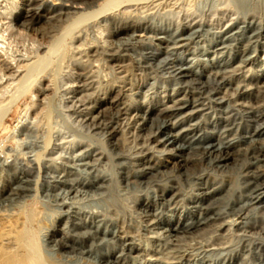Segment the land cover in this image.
Segmentation results:
<instances>
[{
    "label": "rangeland",
    "instance_id": "374dc122",
    "mask_svg": "<svg viewBox=\"0 0 264 264\" xmlns=\"http://www.w3.org/2000/svg\"><path fill=\"white\" fill-rule=\"evenodd\" d=\"M43 1L45 9L51 11V14L73 12L72 9L65 8L70 4L66 0H36L33 4L38 6ZM153 2L149 0L147 6L140 10L124 3L117 10L146 15L151 21L170 29V32L183 29L188 30L189 34L193 30H199L198 36L190 41L189 47L193 52L204 49L209 53L212 50L209 42L211 38L220 37L228 30H239L238 26L244 19L234 0ZM27 3L28 0H0V56L3 55L0 59H28L34 55L41 42L51 41L61 31L53 29L47 34H52L50 38H42L36 31H29L17 24L15 16L29 6ZM79 5L85 6L82 2ZM259 12L248 15L246 19L261 20L263 15ZM43 14L34 27L50 30L53 23L49 22L45 12ZM102 28V34L92 24L64 33L51 54L50 63L44 65V77L33 82V91L38 86L45 91L37 96L30 92L21 96L18 105L4 116L3 126H0V143L6 141L16 150L20 148L22 157L25 155L24 162L28 158L36 162L29 196L15 200L17 202L12 206L7 203L8 206L4 208L15 212L20 210L22 215L28 216L25 223H22L24 220L19 223L22 221L20 225L25 224L35 235L34 244L41 252L42 264H103L91 254L64 252L46 236L52 229L61 228L63 212L67 209L63 203L85 213L100 214L111 223V231H116L131 243L133 252L123 259L122 264H197L201 261L204 264H225L228 261H233L232 264H264V251L255 248L256 243H264V210H256L255 217L248 218L246 215L238 220L231 217L225 224H213L194 234L174 236L166 232L160 219L153 215L155 206L147 210L140 203L141 198L146 195L143 186L124 184L120 176H115V199L109 201L107 189L94 190L84 185L87 178L112 176L119 170V163L113 159L115 153L109 144L112 127L120 129L121 134H117L121 138L119 149L125 156L136 158L146 149L159 155L165 148L152 140V137L157 134L155 130L160 122H155V127L142 128V112L153 109V113H157L172 105L176 99L188 95V92L190 99L199 100L201 97L203 100L199 101L211 106L207 105L206 109L197 111L188 106L174 114L172 122H178L181 125L179 127L193 123L200 126L203 124L206 133L210 132L214 138L237 139L244 135L246 129L257 126L247 116V112H264V95L260 96L264 89V69L258 70L264 65V39L251 47V51L246 50L245 43L243 46L233 45L229 50L233 57L229 60L228 67L219 72L226 82L220 78L207 82V75L215 72L209 62L211 55L187 54L183 49L173 50L172 43L156 41L150 30L134 34L129 32L123 38H117L108 35L106 24H102ZM113 54H119V57L109 61V55ZM247 56L256 59L255 63L245 65L243 59ZM179 59L184 60V64H198L205 70L200 82L179 81L173 73ZM140 62H145L146 68L137 67ZM3 67L4 64L0 61V72L8 75ZM7 77L10 76L4 77L0 83V99L3 103L8 102L9 95L16 87V80L14 84L8 85V80L5 81ZM200 83H206V89ZM32 97L36 104L29 109L26 122L31 127L33 137L26 139L24 135L18 136L15 126L20 118V110L31 102ZM115 98H119V102L111 105L109 100ZM214 98H223L224 106L234 108L228 124H221L217 128L209 127L219 116L216 107L210 103ZM17 143H21L20 147ZM173 162L174 160H169L167 165L172 166ZM40 167L51 172L47 176ZM188 214L189 212H184V218ZM0 220L2 221L1 216ZM241 220L242 223L238 225ZM1 221L0 232L4 229L2 226L10 227L8 222L2 224ZM8 242L3 240V243ZM113 244L111 243V248L123 246L120 241Z\"/></svg>",
    "mask_w": 264,
    "mask_h": 264
},
{
    "label": "bare ground",
    "instance_id": "6f19581e",
    "mask_svg": "<svg viewBox=\"0 0 264 264\" xmlns=\"http://www.w3.org/2000/svg\"><path fill=\"white\" fill-rule=\"evenodd\" d=\"M35 1L28 0L27 4L29 6L23 8L21 13L15 16L17 24L23 25L29 31H36L42 38L46 36L50 38L52 34H47L53 29H60L61 31L51 41L48 38V41L41 42L34 55L30 58L28 57V59L15 60L14 58H6V61L5 58L0 59L4 64L3 69L9 73L5 75L4 72H0L2 73L0 74V83L6 76H10L5 79V81L8 80V85L14 84L16 80V87L14 86L13 92L10 91L12 94L9 95L10 99H8V102L3 103V100L0 99V126H3L2 119L4 116L14 106L18 105V100L21 96L28 92L37 96L38 93L45 91L40 86L36 88V91H33V82L44 77V65H46L45 63H50L51 54L61 40V36L82 26L95 25L98 27V32L102 34V24H106L108 35L117 38H123L129 32L134 34L137 31L150 30L153 32V37L156 41L172 43L173 50L183 49L187 54L194 53V55L209 54L211 55V61L209 62H211V66L215 69V72L212 75H207V82L211 80L217 81L218 78L226 82L225 77L219 72L225 69L229 60L232 59L233 54L229 50H231L233 45L241 44L243 46L242 44L245 43V48L248 51L264 39V0H234L237 10L244 18L243 21L240 20L241 25L238 26L239 30L235 32L228 30L230 33L227 31L225 34L219 35L220 37L211 38L209 42L212 50L209 53L204 49L191 51L189 47L190 41L194 36H198L199 30L197 29L191 31L189 34L188 30L185 31L183 29L170 32V29L168 30L153 19L151 21V18L149 17V19L146 15L117 10L124 3L125 5L135 6L140 10L147 6L146 3L149 0H66L70 4H67L65 8L67 10L72 9V14L66 12L63 14H51V11L45 9L46 4L44 1L38 6H34L33 2ZM151 1H154V4L161 0ZM80 2L85 4V6H80ZM258 11L263 15L261 20L246 19L248 15H256ZM44 12L49 22L53 23L50 30L34 27L41 20ZM258 17L256 16V18ZM1 44L0 50L2 48ZM147 53L149 52L147 51ZM150 53L152 52L150 51ZM248 56L243 59L244 64H254L256 59ZM118 57L119 54L109 55L108 60L113 61ZM145 62H140L137 64V67L146 68ZM263 69L264 65L258 68L260 71ZM173 73L179 81L187 82L188 80H194L200 82V77L202 74H205V70L198 66V64L197 66L184 64V60H180ZM124 83L126 84V82ZM200 84L202 88L205 87L206 89V83ZM262 94L264 95V89L260 96H263ZM189 96L188 92V95L185 94L184 97L176 99L172 105L160 109L157 113H153V109L142 112V123H140L142 128L147 126L153 127L155 122H160L159 124L157 123V130H155L157 134L152 137V140L157 141L159 145L165 148L164 150L162 149L163 151L159 155L150 149H146L136 158L125 156L119 149L121 138L117 134H121L120 129L112 127L110 130L112 138L109 144L114 150L115 155L113 159H116L119 163V170L115 171L112 176L87 178L86 184H84L86 187L94 190L101 191L104 188L107 189V199L109 201L115 199L113 189L118 176L122 178L124 184L133 183L143 186L146 195L141 198L140 203L147 210L155 206L156 210L153 212V215L160 219L166 232L174 236L194 234L213 224H225L229 222L231 217H234L235 220L242 219L246 215L248 218L249 216L255 217L257 214L256 210H264V112H259L258 110L256 113L247 112V116L257 123V126L252 129H246L244 135L240 138H214L209 134V131V133H206V129L204 130L202 127L203 124L200 126L197 123H193L179 127L181 125H178V122H172L173 115H176V113H179L188 106L197 111L206 109L207 105H210L209 103L206 105L204 102L199 101L201 97L199 100H196L190 99ZM118 102L119 98L109 100L111 105ZM224 102L223 98H214L210 102L212 106L216 107L219 116L209 124V127L217 128L221 124L222 126L228 124L229 117L233 114L234 108L224 106ZM35 104L36 100L32 97L31 102L20 110V118L19 120L17 119L18 122L15 126L18 136L24 135L26 139L33 137L31 127H29L28 121L26 122V116L29 109H32ZM109 118L111 119V117ZM17 144L20 147L21 143ZM24 157H22L20 148L16 150L14 147L9 146L6 141L0 143V216L2 218V221H0L2 224L8 222L10 225V227L2 226L4 229L0 232V264H42L40 259L41 252L36 247L37 245L35 246L34 244L35 235L30 232L25 224H22L23 226L20 225L22 221L19 223L20 220H24L22 223H25V219L28 216L22 215L23 212L20 210L15 212V210L6 209L7 207L4 208L8 206L7 203L11 206L12 204L15 205L17 202L15 200L25 198L31 192V177L35 173L36 162L34 159L27 157L26 162L27 160L29 162L26 163L24 162ZM169 160H174L173 165H169L170 167L167 165ZM40 169L47 176L51 172L47 168L40 167ZM40 172L42 173V171ZM115 176L117 177L115 178ZM108 200L105 202H108ZM62 205L67 207V209L63 212L64 220L61 228H54L51 233L46 234L50 241L60 250L81 255L91 254L96 256L99 262L103 264H122L123 259L133 252L131 243L123 239L116 231H111V223L106 218L101 217L100 214L85 213L78 208H72L67 203H63ZM186 211L189 214L187 218H184L183 213ZM164 214L166 215L164 216ZM241 223L242 220L239 221L238 225ZM3 240L9 242L3 243ZM119 241L123 246L119 244L118 246L121 247H118V249L110 247L111 243L114 245L113 243L116 244ZM255 248L264 251V243L261 241L256 243ZM262 259L264 260V258ZM232 262L228 261L225 264H232ZM197 264H204V262L201 261Z\"/></svg>",
    "mask_w": 264,
    "mask_h": 264
}]
</instances>
